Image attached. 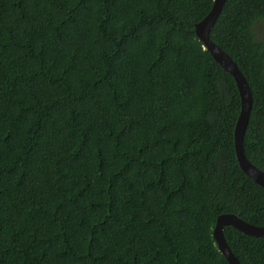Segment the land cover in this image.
<instances>
[{
    "label": "trees",
    "instance_id": "obj_1",
    "mask_svg": "<svg viewBox=\"0 0 264 264\" xmlns=\"http://www.w3.org/2000/svg\"><path fill=\"white\" fill-rule=\"evenodd\" d=\"M213 1L0 0V264H229L216 217L264 226L239 91L194 31ZM260 19L264 0H225L209 36L248 82L264 171ZM223 235L264 264V236Z\"/></svg>",
    "mask_w": 264,
    "mask_h": 264
},
{
    "label": "water",
    "instance_id": "obj_2",
    "mask_svg": "<svg viewBox=\"0 0 264 264\" xmlns=\"http://www.w3.org/2000/svg\"><path fill=\"white\" fill-rule=\"evenodd\" d=\"M224 3L225 0H214L209 12L201 20L195 23L194 31L213 59L233 77L236 83L241 105L233 134L235 156L241 170L256 184L264 188V171L252 164L243 151V136L246 131L252 105V95L248 82L234 60L216 45L209 36L210 30L215 23L217 16L221 12ZM227 225L233 226L240 232L251 236H264V226L251 224L233 213H223L216 217L212 229V236L218 250L226 258L229 264H240L224 238L223 228Z\"/></svg>",
    "mask_w": 264,
    "mask_h": 264
},
{
    "label": "rangeland",
    "instance_id": "obj_3",
    "mask_svg": "<svg viewBox=\"0 0 264 264\" xmlns=\"http://www.w3.org/2000/svg\"><path fill=\"white\" fill-rule=\"evenodd\" d=\"M253 33L257 39H260L264 36V20H258L253 26Z\"/></svg>",
    "mask_w": 264,
    "mask_h": 264
}]
</instances>
